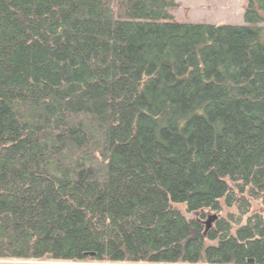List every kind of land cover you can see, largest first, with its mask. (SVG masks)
<instances>
[{
    "label": "trees",
    "instance_id": "1",
    "mask_svg": "<svg viewBox=\"0 0 264 264\" xmlns=\"http://www.w3.org/2000/svg\"><path fill=\"white\" fill-rule=\"evenodd\" d=\"M175 6L0 0V264H264V0Z\"/></svg>",
    "mask_w": 264,
    "mask_h": 264
},
{
    "label": "rangeland",
    "instance_id": "2",
    "mask_svg": "<svg viewBox=\"0 0 264 264\" xmlns=\"http://www.w3.org/2000/svg\"><path fill=\"white\" fill-rule=\"evenodd\" d=\"M176 6L170 10L176 21L191 24L243 25V15L249 0H173ZM253 211L264 213L259 202L253 203ZM36 264V263H35ZM40 264H75L50 263ZM96 264V263H87Z\"/></svg>",
    "mask_w": 264,
    "mask_h": 264
},
{
    "label": "water",
    "instance_id": "3",
    "mask_svg": "<svg viewBox=\"0 0 264 264\" xmlns=\"http://www.w3.org/2000/svg\"><path fill=\"white\" fill-rule=\"evenodd\" d=\"M216 216L210 217L209 220L207 221V227L210 228L212 222L216 219ZM247 264H254L253 260H249Z\"/></svg>",
    "mask_w": 264,
    "mask_h": 264
},
{
    "label": "crops",
    "instance_id": "4",
    "mask_svg": "<svg viewBox=\"0 0 264 264\" xmlns=\"http://www.w3.org/2000/svg\"><path fill=\"white\" fill-rule=\"evenodd\" d=\"M208 1H213V0H208ZM176 4V3H175ZM173 17H174V15H173Z\"/></svg>",
    "mask_w": 264,
    "mask_h": 264
}]
</instances>
